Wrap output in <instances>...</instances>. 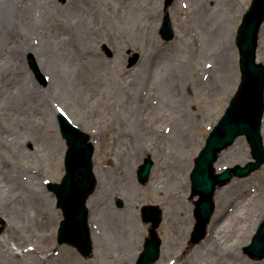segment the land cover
<instances>
[{
	"label": "rangeland",
	"instance_id": "obj_1",
	"mask_svg": "<svg viewBox=\"0 0 264 264\" xmlns=\"http://www.w3.org/2000/svg\"><path fill=\"white\" fill-rule=\"evenodd\" d=\"M34 1L0 0V11L3 7L10 9L0 26V63L4 65L0 73V128L14 136L29 133L31 140L27 143L22 139V149L29 155L23 153L18 163L10 161L12 149H8L13 145L0 150V176L2 170H8L2 167L9 161L15 164L12 167L6 163L9 169L18 167L25 173L22 182L29 185L28 194L39 191V196L33 195L34 201L26 190L0 193V217L6 221V228L0 231V250L7 254V258L0 254V264H25L22 255L27 254L37 257L34 264H136L149 235L150 224L141 219L145 205L158 206L163 211V222L157 229L163 244L156 264H196L206 243L211 246L212 230L217 234L211 226L213 218L215 226L227 225V213L242 211L243 198L254 202L259 191L264 190V166L247 178L235 179L217 189L228 206L227 213L223 212L216 191L215 214L207 228L210 237L207 235L197 245L190 243L197 198L191 196L189 176L209 132L224 114L240 83L236 35L251 0H171L168 6L167 0H50L56 5L51 12H46L44 0ZM29 3H35L36 14L41 11L45 16L43 22L28 27L24 11ZM88 8L91 12L87 14L91 15L85 16V26L97 33L93 39L76 41L74 29L62 31L61 23L66 22L69 11L85 12ZM166 11L175 30L171 42L160 36ZM69 39L74 42L76 53L84 57L82 62L91 63L95 70L90 83L80 80L77 85L74 74L66 70L67 58L58 57L63 41ZM22 43L31 44L30 51ZM32 53L46 83L37 80L29 68L28 56ZM134 53L139 58L131 65ZM257 60L264 64V24ZM20 81L30 83L27 88L33 87L40 102L31 114L21 110L23 115L18 118L17 103L9 110L4 108V113L1 101L7 89L18 88ZM25 92L27 98V92L34 94ZM47 108L50 112L44 119L42 114ZM60 110L76 126L89 132L95 145V169L99 175L101 171L105 177L112 175L113 188L118 189L107 198H96L95 207L102 200L105 205L101 209L108 211L98 215L95 210L90 212V217L97 219L91 259L57 244L62 214L46 182H60L64 175L66 144L56 118ZM134 121L143 128L139 130ZM180 124L187 127V133L179 128ZM262 132L264 138V123ZM127 133L139 140L147 152L129 145L126 137L131 135ZM147 158L154 166L148 181L141 184L137 172ZM219 159L226 167L245 165L251 160L246 139H237ZM168 168L172 175L166 174ZM131 179L137 189H128ZM179 197L191 207L182 222L174 225L171 219ZM119 200L124 202L123 208L118 207ZM36 204L39 207L34 213L32 208ZM129 216L133 222L127 226ZM252 219L236 249L224 245L219 238V245L214 246L216 256L198 264H230L235 258L243 264H264V260L244 253L264 221L257 224L258 215ZM119 231L127 232L125 245L108 234Z\"/></svg>",
	"mask_w": 264,
	"mask_h": 264
},
{
	"label": "water",
	"instance_id": "obj_2",
	"mask_svg": "<svg viewBox=\"0 0 264 264\" xmlns=\"http://www.w3.org/2000/svg\"><path fill=\"white\" fill-rule=\"evenodd\" d=\"M170 3L171 0H167L166 6ZM263 22L264 0H253L251 8L243 18L237 37L242 75L239 90L231 100L225 115L210 133L204 149L195 161L191 175L193 196L200 197L196 202L197 224L192 234V243H198L205 236L207 224L215 212L213 197L217 186H224L234 177H247L264 164V144L261 136L264 116V66L256 63L259 31ZM161 34L165 40L174 37L168 14L164 18ZM138 58L139 55H135L130 61L131 65ZM30 65L37 73L33 58H30ZM37 75L39 76V73ZM60 124L68 144L67 174L61 186L50 185V189L57 194L58 206L62 208L65 216L61 223L58 242L76 246L84 257L90 258L93 247L87 226L86 203L96 188L92 163L94 149L88 143L89 136L73 127L68 120L60 117ZM240 136L247 138L254 161L245 167L228 169L223 174L216 175L214 164L219 154ZM152 166V160L147 159L139 171L141 182L149 179ZM143 213L145 222L153 223V230L152 238L146 243L138 264H153L160 254L161 241L154 230L162 221V212L156 207H147ZM245 252L253 259H264V223Z\"/></svg>",
	"mask_w": 264,
	"mask_h": 264
},
{
	"label": "bare ground",
	"instance_id": "obj_3",
	"mask_svg": "<svg viewBox=\"0 0 264 264\" xmlns=\"http://www.w3.org/2000/svg\"><path fill=\"white\" fill-rule=\"evenodd\" d=\"M33 2H35L34 0H32ZM45 3H47V6H45V10L46 12H51L53 11V9L56 7V5H54L53 3H51L50 0H44ZM36 5L35 3H29V5H27L26 10L24 11V18H25V25L29 27V25L34 24V22H43V18L45 15L42 14L41 11H38L37 14L35 13L36 11ZM49 10V11H48ZM10 12V9H8V7H3L0 11V26L1 23L6 21V19L8 18V14ZM91 12V9L88 8L86 9L85 12H75V11H69L68 12V19L66 20V22L61 23L62 28H64L62 31H66V29H70L73 28L74 29V36H77L76 41H81L82 39H93L94 35L97 33L95 30H88L85 26L84 23V19L85 16H90L91 14H87ZM48 16V15H47ZM80 22L82 23V25L80 24ZM8 23V22H7ZM22 47L26 50V51H30L31 49V44L29 43H22ZM61 52L58 55V57L62 58L63 56H65L67 58V65H66V70H69L70 72H72L74 74V78L76 80V84L79 85L81 81H85L86 83H90L92 80V77L94 76L95 70L93 69V67L91 66L92 64H86L82 62V56L79 54V52L76 53L75 50V44L74 42L72 43V39L63 41V44L61 46ZM72 50V51H71ZM36 51V50H35ZM151 59V58H149ZM148 63V62H147ZM4 68V65H2V63H0V73H2V69ZM79 74V75H78ZM30 83L27 81H24V83L22 84V82L20 81V84L18 86V88L15 86L13 87V89L8 88L7 91L5 92L3 99L1 101V107H2V112H4V108H7L9 110V108L11 106H15L17 103V116L18 118H21L20 116L23 115L22 111L23 109H25L27 112H31V110H34L36 107L38 108L39 106V97L36 96V92L35 90H33V87H29L27 88V86ZM26 91H32L34 94H32L31 92H27L28 94V98L26 97ZM24 100H26V104H24ZM15 104V105H14ZM11 110V109H10ZM23 110V111H25ZM44 112V111H43ZM42 112V113H43ZM48 112H50L49 108H47L45 110V113H43L42 117L44 119H46ZM5 113V112H4ZM31 114V113H30ZM69 116V115H68ZM15 118H17L15 116ZM133 124L135 126H137V128L139 130H141L143 128V126L141 124H139L137 121H134ZM179 128H181L183 130V133H187V127L185 125H179ZM133 132V130L130 131V133ZM130 133H127V135H131ZM162 133V132H160ZM22 139H24L23 141H26L27 143H30V135L29 133H19L18 135H13V134H9L8 131L3 130L0 128V150L3 151L5 146L8 145H13L14 148H9L8 150H10V156L12 158V160L10 159V161H12L13 163H18L19 160L21 159V155L27 156L29 155V153H27L26 151H24L22 149V144L21 141ZM126 139H129V145L131 146H136L135 148L137 149V151H146L147 149L144 148L143 145H141L140 141H136L134 137H132V135L129 137H126ZM20 140V142H18ZM116 141V140H115ZM37 146V144H35ZM24 153V154H23ZM2 161L4 160V154L2 155ZM170 160V159H168ZM246 159L243 161L245 162ZM168 162V161H167ZM5 163V161H4ZM6 163L10 164V166L15 167L14 165H11V163L9 161H6ZM6 163L4 164V166L2 167L3 169H8L5 171H1L2 176H0V193H3L4 191H14V190H26L27 194L29 192V185L25 186V184H23V178L25 176V173H23L18 167L15 168V170H12L11 168L9 169V166L6 165ZM244 164V163H243ZM168 165L170 166V163L168 162ZM227 164H221L220 163V159L219 161L216 163V168L218 170H222L224 168H226ZM8 167V168H7ZM172 167V166H171ZM16 173V176H14V174ZM20 173V175L18 176V174ZM97 174V180H98V186L97 189L94 193V195L92 196V203L89 205L91 210H95L97 215L98 212L99 213H103L107 210L106 207H108V203L106 202V209H101L103 208V206L105 205V202H101L99 201V205L95 207V203H96V198H107V196L112 195L113 193H115V190H118L117 188H113V180H112V175H108L107 177L104 176L103 172L101 171L102 174H98V170H96L95 172ZM100 173V172H99ZM167 175H172L171 172V168L167 170L166 172ZM124 175L126 176L127 174L124 173ZM11 180H8V179ZM22 179V180H21ZM162 179V178H160ZM128 189H137L135 186H133V181L131 179L130 183L128 184ZM24 193H26L25 191H23ZM34 193H29L28 196L30 199H32L34 201V196H39V191L37 189H35L33 191ZM34 195V196H33ZM44 195V192H43ZM217 195L219 196V202L221 205V208L223 210L224 213H227V209L228 206H226L225 202H224V197L222 196L221 192L217 191ZM4 196V195H3ZM5 200L7 198L4 197ZM261 198V200L259 199ZM179 199V200H178ZM177 199V204L178 206L176 207L177 210L176 212L173 214L172 219H171V223L172 224H177L179 222H182V220L185 218V214H187L188 209H190L191 205L190 203L185 200L184 198H178ZM105 200V199H104ZM103 200V201H104ZM257 200H260L259 202ZM8 203V202H6ZM240 207L242 208V211L240 212H235L233 213L232 211L230 213H227L228 216L227 218L224 217V221H226L225 223L227 225L224 224V226H215V217L213 218L214 221L211 223V226H214V229L216 231L217 234L214 233V231L212 230L211 232V246L208 245V243H206L205 245V252L203 253V256H199L198 261H204L206 262L208 259H211L212 257L216 256V250L215 249V244L219 245V241L221 240L223 242L224 245H231L233 246L235 249L237 248L236 245H238L239 241L241 240L247 226L249 225V223L251 221H254L252 218L255 217V215H258V219H256L257 224L259 222H261L262 220H264V190L259 191V193L255 196V201L252 202V200L248 199H242L240 202ZM37 207H39L38 204H36L35 206H33V212L37 213ZM95 207V208H94ZM1 209V208H0ZM101 209V210H100ZM108 211V210H107ZM261 211V213H260ZM109 213V212H108ZM259 213V214H258ZM95 214V213H94ZM223 215V214H222ZM133 219L131 218V216L128 217L127 219V226L129 223H132ZM97 224V219L95 218V216L93 215L92 217V227L95 228V225ZM210 233V232H209ZM108 234H110V236H112L114 239H117L118 243H120L121 245H125L127 243V232H109ZM219 234V236H218ZM208 237H210L208 235ZM220 238V240H219ZM248 238H250V235L248 236ZM209 241V238H208ZM214 249V251H213ZM11 250V249H10ZM12 253V252H11ZM0 254L1 255H5V258H7V254L5 251L0 250ZM11 255V254H9ZM21 256V255H20ZM24 258L23 263L25 264H34L37 261V257H33L30 256V254L27 255H22ZM236 257V254H235ZM39 258V257H38ZM40 260V258H39ZM198 261H196V264H198ZM187 263H189V261H186ZM218 264V263H217ZM230 264H243L242 261H238L237 258H235V261L230 263Z\"/></svg>",
	"mask_w": 264,
	"mask_h": 264
}]
</instances>
